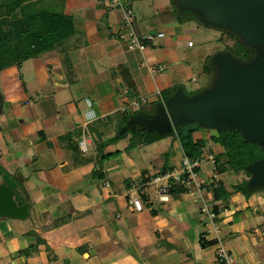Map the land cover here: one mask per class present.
Listing matches in <instances>:
<instances>
[{"label": "crops", "instance_id": "obj_1", "mask_svg": "<svg viewBox=\"0 0 264 264\" xmlns=\"http://www.w3.org/2000/svg\"><path fill=\"white\" fill-rule=\"evenodd\" d=\"M67 2L64 13L74 15ZM88 12L95 40L84 46L75 40L66 47L75 73L73 83L63 75L55 51L41 54L43 59L54 55L55 60L40 61L41 55L32 58L45 75L42 89L51 92L45 98L51 100L54 94L52 107L66 108L63 114L40 112L37 106L25 111L15 106L16 93L8 99L0 93V173L17 184L18 199L29 205L25 221L0 222V264H214L213 254L205 250L214 245L216 236L224 235L230 246L221 241L228 251L234 249L230 253L237 264H259L254 247L247 244L248 235L264 238V233L257 227L249 231L253 215L242 210L246 204L242 197L231 194L226 206L213 201L205 189L202 196L186 192L160 201L156 188L165 182L152 183L149 169L130 161L124 153L126 138L109 141L129 116L128 107L134 108L133 113L144 112L142 105L151 97L160 101L158 92L176 86L192 94L185 83H198L200 78L209 82L207 62L222 51L217 37L196 46L188 38L159 30L155 33L162 37L145 52H129L115 35L118 12L100 0L93 1ZM154 30L136 27L140 37ZM143 63L162 64L165 71L151 75ZM19 69L7 68V77L14 80ZM67 88L80 93L73 104L58 98ZM143 98L147 102L141 104ZM158 101L144 113L152 114ZM135 102L140 106L134 107ZM83 138L88 140L86 153L78 146ZM192 138L202 140L204 134L195 132ZM210 147L204 154L216 156L223 151L217 144ZM115 152L118 155L111 156ZM157 165L156 173L163 162ZM214 168L209 172L201 167L203 183L220 179ZM143 171L148 181H142ZM131 193L141 201V211L133 208ZM256 193L246 198L253 197L259 207L255 214L264 217V196L256 197ZM202 198L210 202V208L217 205L218 235L205 225V216H195Z\"/></svg>", "mask_w": 264, "mask_h": 264}, {"label": "water", "instance_id": "obj_2", "mask_svg": "<svg viewBox=\"0 0 264 264\" xmlns=\"http://www.w3.org/2000/svg\"><path fill=\"white\" fill-rule=\"evenodd\" d=\"M171 2L176 12H191L200 24L233 35L254 54L243 62L228 51L217 52L210 60L213 76L207 88L186 94L179 87L163 99L154 115L131 119L127 126L141 127L159 136L179 130L184 137L197 130H235L246 142L264 149V0ZM246 170L250 175L243 193L248 198L264 189V158ZM1 180L0 222L25 221L29 205L15 202L17 184L5 174Z\"/></svg>", "mask_w": 264, "mask_h": 264}, {"label": "rangeland", "instance_id": "obj_3", "mask_svg": "<svg viewBox=\"0 0 264 264\" xmlns=\"http://www.w3.org/2000/svg\"><path fill=\"white\" fill-rule=\"evenodd\" d=\"M6 1L7 0H0V5L5 3L3 5V8L1 9V15H0L1 19L6 18V15L9 14V8H5V7L10 6L11 1L9 0L7 2ZM41 1H40L41 5L46 6L49 0H41ZM67 1H68L67 3L69 4V10L74 13V15H70V16H72L74 20L73 24L75 27V32L64 40L65 49L68 46L72 47L75 40H77V43H80L78 45H81V46L82 45L84 46L86 43L88 44L91 41H94L95 40L93 36L94 34L92 35L90 33V29H91L90 23L91 22H90V12H88V10H89L90 4L95 0H67ZM125 2H126V5L131 9L135 19L137 18L138 25L134 24L135 32H137L136 27L139 28L140 26H144L146 29H155L154 31H151L150 34L151 33L154 34L155 32H158L159 30L165 31L166 33H169L170 35H173L175 37L179 35V37L181 38H184V37L188 38L192 40L193 42H195L196 46L202 45L203 43L209 42V41L213 42V39L212 40L210 39L211 37L216 36L217 38L215 39H219V38L222 39L220 40V42H218L219 47H222L221 50H225L228 52L230 50L231 52L232 51L236 52L235 50V47L237 46V44L235 43V41L237 40L236 38L235 40L229 36L222 35L220 31L210 28L208 26H205L203 24H200L196 20V17H193V16L186 17L185 19L188 20L187 22L180 20L178 18L177 12L173 8L174 5H172L171 0H125ZM35 8L28 7L25 13L27 14V12H32L33 10H35ZM112 9L118 12L117 9L115 8H112ZM118 15H119V12H118ZM58 56L60 57V54ZM39 57H40L39 59L40 61L42 60L44 61V60L54 59L55 56L51 55L47 57V59H43L42 55ZM35 61L33 59L24 61L19 66L20 69L16 70V76L14 80L7 77L8 75L6 71L7 68L0 69V93L3 96L7 97V99L10 93H16L18 96V99L15 101L16 102L15 106L18 108H23V110L25 111H30L31 109L37 106L40 112L42 111L45 112L46 110V112H49L52 114H58V113L63 114V112L66 111V108L65 109L61 108L62 106L60 108L52 107L53 105L52 100L54 99V94L52 95L51 100H47L45 98L46 94L51 93V92H48V90L42 89V85L46 82L45 75L37 70L39 66L38 64L35 63ZM15 67L16 69L19 68L17 66ZM209 74H210L209 82L208 80L205 81L206 79L204 78H200L198 83H194V82L185 83L184 85L188 93H194V91L202 90L203 88L201 87L207 88L212 80L213 71ZM79 94H77L73 90V88H67L63 91V93L59 95L58 98L61 101V103L65 104L69 102L73 104L74 99L76 100ZM156 101H158V98L151 97L148 100L147 104L142 105L143 111L149 112V110L151 109V107ZM70 107H72V105ZM133 112H134V108L132 106L128 107V113L132 114ZM114 114H118V113H114ZM113 119L111 118L109 122L113 121ZM136 132L137 131H130L127 134L126 140L128 141V144H129V140L136 135ZM195 132H202L204 134V139L202 140H209V138L212 135L216 134L214 132H210L207 130H201V131L197 130ZM146 135L148 139L152 141L151 143L149 144L144 143L142 145H137L134 149L124 151L125 155L129 157L130 161L132 160L136 162V164L140 163V165H143L144 167L149 169L151 174H155L156 171L159 170L157 164L163 162V158L166 153L170 152L169 154L170 156L168 158L169 163L178 164L179 161H181V155H180L181 151H180V144H179L180 142L177 137H173L171 135L163 136V137H157L154 134H146ZM96 142H97L96 144L99 145L98 141ZM209 145L212 146L213 144L209 143ZM87 147H88V140H87ZM99 150L101 152V148H99ZM118 152H119V155L122 156V151H118ZM213 165H214L213 163L207 161L203 164L202 169H206L209 172L210 171L212 172V168L214 167ZM218 170H219V166H218ZM219 178L220 179L219 180L217 179V180L218 181L221 180L223 184L225 185V188L228 189L230 193L234 194L235 197L239 196L244 199L246 204L242 210L244 211L247 209L251 211V214L253 215V220H252V227H249V231L250 230L252 231L254 227H257V230L263 234L264 233V217L262 215L255 214L256 210L259 209L257 203H254V201L252 200L253 197L249 200L243 195V193L236 192L237 189H234L233 187V184L234 186L238 187L239 185L243 184L242 183L243 181L245 182L248 181L249 179L248 175L240 169L235 170L229 167L227 171L219 174ZM217 180L215 179L214 181L217 182ZM111 181H114V179H111ZM145 185H148V184L145 183ZM159 186H157L156 192L158 191ZM132 191H135V190H132ZM157 193L160 195V191H158ZM131 194L132 196H130L131 197L130 199L136 198V197H133L134 195L133 193ZM236 194L238 195L236 196ZM262 196H264V189L256 193V197L263 198ZM201 205L200 206L197 205V209L199 208L198 209L199 213L195 211V214H196L195 216L198 218L205 216L203 213H201ZM245 223L247 225L251 224L249 221H246ZM248 236H249L248 239L251 241H249L247 244L250 247V249H253L254 247L253 255L255 256V259L259 261V264H264V238L255 236L253 234H250ZM220 237H221V240L225 241L226 245L229 247L230 246L229 237L227 235L220 236ZM205 251H206L205 253H207L208 255L211 254L212 256L213 254L212 259H214L215 245H211V247H209ZM229 252L234 253V249L232 250L229 249Z\"/></svg>", "mask_w": 264, "mask_h": 264}, {"label": "trees", "instance_id": "obj_4", "mask_svg": "<svg viewBox=\"0 0 264 264\" xmlns=\"http://www.w3.org/2000/svg\"><path fill=\"white\" fill-rule=\"evenodd\" d=\"M9 1H11V5L5 7L9 8V14L6 15V18H0V69L12 66L19 67L24 61L36 58L46 52L55 51L58 55L60 54L59 58L63 75L69 83H73L75 73L71 58L64 47V40L75 32V27L73 24V17L64 13L66 0H49L47 2L48 4H46L47 7L45 5H41V0ZM4 4L0 5V15ZM28 7H33L35 10L27 12L26 14L25 11ZM177 14L178 18L182 21H184V18L189 16L195 17L191 12H177ZM6 27H9L8 32L6 31ZM221 33L222 35L235 39L233 35L227 32ZM220 40L222 39L219 38L217 42H220ZM235 43L237 44L235 47L236 52H231L229 50L230 53L243 62L252 58L254 54L253 50L243 46L237 40ZM210 60L211 58L207 62V67H210L211 65ZM212 71V68H210V72ZM177 88L178 87L174 86L168 90L160 92L161 98L160 101L157 102V106L162 103L163 99L171 96ZM155 113L156 111L152 114L154 115ZM148 115L149 114L142 111L129 114L123 124L118 126L117 134L109 141L115 142L125 139L130 131H137L136 135L129 140L126 150L134 149L137 145H142L144 143H151L152 141L148 139L146 134L154 133L147 132L141 127L132 125L127 126V122L129 120L137 117H146ZM193 133L194 132H190L187 137H184L179 130H174L170 135L179 139V144L184 155L191 160H198L202 158L204 152L207 150L210 152L209 149L211 147L209 146V143L220 145L223 148V152L214 156V167L219 174L224 173L229 167H231L235 170L240 169L244 171L249 178L250 174L247 172L246 167L257 160L264 158L263 148L246 142L235 130H227L223 133H216L212 135L209 140H193ZM154 135L157 137H163L157 134ZM169 154L170 152L164 155L163 166L160 171L152 175L153 178L162 176L174 169L176 164L169 163ZM117 155L118 152L111 154V156ZM0 174L3 173L1 172ZM145 174L146 172L143 171L141 175V177H143L142 181H148L150 179L148 177L145 178ZM242 183L243 184L238 187L233 184L234 189H237L236 192L243 193V189L246 186L247 181H243ZM170 185L169 194L171 196L177 197L180 194L188 192V188L184 185ZM203 187L208 190V194L211 195L213 201L225 202V205L227 206V200L232 193L225 188V185L221 180L217 182L214 180H208V182L203 183ZM14 200L18 205L26 203L18 199L17 192L14 193ZM212 209L216 212L217 205H213Z\"/></svg>", "mask_w": 264, "mask_h": 264}, {"label": "built area", "instance_id": "obj_5", "mask_svg": "<svg viewBox=\"0 0 264 264\" xmlns=\"http://www.w3.org/2000/svg\"><path fill=\"white\" fill-rule=\"evenodd\" d=\"M106 6L110 8H115L119 12L118 28L115 32V35L119 41H122L125 44L127 51H138L140 53L145 52L148 45L154 44L157 38L162 37L163 34H147L144 37H140L134 31V24L136 19L131 11V9L126 5L125 0H100ZM192 43L189 42V46ZM147 71L151 75L161 74L165 71V66L162 64H146L143 63ZM161 98L160 92L156 94ZM147 100L145 98L141 99L140 103L144 104ZM134 107L140 106L137 102L133 104ZM79 149L82 153L88 151L87 139L83 138L78 142ZM181 161L178 168L173 169L171 172L166 173L162 176H158L152 179V183L160 184L158 191H160V201H167L170 196V184L172 185H184L188 188V193H195L198 196H202V192L205 191L203 188V181L200 180V171L202 164L204 162H211L214 164V156L212 154H204L202 158L198 160H191L186 155H184L181 147ZM214 166V165H213ZM215 169V168H214ZM131 204L136 211L142 210L141 201L138 198H132ZM209 201L201 199V213L206 217L205 225H208L211 230L218 235V230L215 226V220L217 214L209 206ZM215 251H214V264H237L232 257L231 253L223 245L219 236H216L214 239Z\"/></svg>", "mask_w": 264, "mask_h": 264}]
</instances>
